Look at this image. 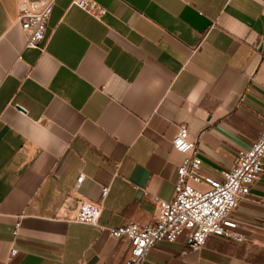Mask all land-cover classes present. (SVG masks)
Here are the masks:
<instances>
[{
	"label": "crops",
	"instance_id": "crops-1",
	"mask_svg": "<svg viewBox=\"0 0 264 264\" xmlns=\"http://www.w3.org/2000/svg\"><path fill=\"white\" fill-rule=\"evenodd\" d=\"M94 1L57 0L35 49L0 0V264H123L110 229L174 200L181 126L212 178L264 131V0ZM105 187L99 226L75 222ZM233 219L247 243L159 242L145 264H264V175Z\"/></svg>",
	"mask_w": 264,
	"mask_h": 264
},
{
	"label": "built area",
	"instance_id": "built-area-1",
	"mask_svg": "<svg viewBox=\"0 0 264 264\" xmlns=\"http://www.w3.org/2000/svg\"><path fill=\"white\" fill-rule=\"evenodd\" d=\"M56 1L18 0V22L27 36V48H39L45 40ZM73 5L94 17L101 18L106 14V10L94 0H73ZM173 144L177 151L186 155L177 169L174 200L154 199L158 209L154 223L130 222L110 229L114 238L125 239L129 244L128 257L123 264H145L150 251L159 242L176 243L183 239L191 251L201 250L212 238L247 243L233 214L264 175V131L249 149L238 153L234 166L221 171L219 178L203 175L197 142L191 140L187 126L180 127ZM84 178L78 179V185ZM109 190L103 188L101 203L81 202L73 220L99 226L102 203ZM20 229L21 221H18L15 237ZM17 253L18 250L13 248L11 257Z\"/></svg>",
	"mask_w": 264,
	"mask_h": 264
}]
</instances>
